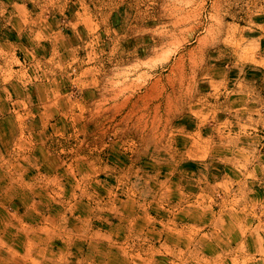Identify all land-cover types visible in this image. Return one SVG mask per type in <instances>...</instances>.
I'll return each instance as SVG.
<instances>
[{"label":"rangeland","instance_id":"1","mask_svg":"<svg viewBox=\"0 0 264 264\" xmlns=\"http://www.w3.org/2000/svg\"><path fill=\"white\" fill-rule=\"evenodd\" d=\"M0 264H264V0H0Z\"/></svg>","mask_w":264,"mask_h":264}]
</instances>
